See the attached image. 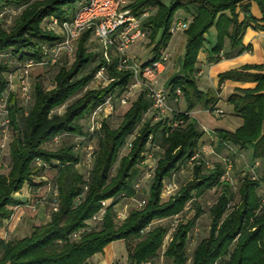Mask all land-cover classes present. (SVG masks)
<instances>
[{"label": "trees", "instance_id": "16d2710c", "mask_svg": "<svg viewBox=\"0 0 264 264\" xmlns=\"http://www.w3.org/2000/svg\"><path fill=\"white\" fill-rule=\"evenodd\" d=\"M80 1L0 0V13L5 7L18 9L9 18L8 26L2 25L7 17H0V92L6 86L4 75L12 67L5 60L37 59L43 46H51L60 39L45 28L47 19L70 17ZM249 1L258 6L262 23L259 28L264 31V0H133L130 6L135 16L145 10L149 12L143 24L149 31L152 55L143 65L158 59L166 48L176 13L183 11L190 15L183 31L181 71L169 77L166 91L170 100L177 89L181 91L184 109L177 103L179 112L172 119H180L182 124L171 129L170 117L154 121L152 113L147 115L151 101L146 91L137 92L116 127L102 121L101 129L94 135L93 160L87 172L77 169L80 156L73 151L74 140L85 133L88 116L106 95L112 92L120 96L132 79L131 71L115 69L112 57L106 71L111 82L99 87L90 85L103 64L99 44L96 43L97 51L90 50L89 42L94 37L90 30L76 38L74 59L68 65L56 67L50 87L37 81L26 109L9 105L13 137L9 142L8 171L0 173V227L17 204L13 194L47 169L37 165V159L56 171L52 184L57 188V210L51 211L47 222L33 225L27 236L0 237V264H86L90 257L116 240L124 241L126 264L152 262L159 257L169 228L161 221L181 215L188 203L195 205V217L177 223L162 254L168 264H264V199L258 195L260 185L264 184V170L255 179L250 173L245 174L237 189L238 198L233 201L229 184L221 180L225 166L218 162L210 169L203 163L199 146L204 132L189 115L196 108L208 110L210 104H216L215 96L201 91L194 77L204 35L214 27L216 38L211 51L215 55L227 44L235 51L222 57L250 50L249 45L242 44L246 28L257 22L250 12ZM239 13L243 15L240 20ZM219 76L221 80L254 82L255 86L236 89L229 95L227 100L233 113L243 123L234 131L216 129L218 146L231 144L242 150L249 145L253 159H264V64L245 63L240 70H229ZM59 108L62 110L57 112ZM55 136H59L58 142L62 144L56 149H46L45 144L52 143ZM149 136L155 164L145 204L118 220L114 205L123 197L135 195L133 184L140 173L138 162L148 150ZM129 138L131 146L127 153L118 157ZM195 154L200 157L192 161ZM189 164L191 177L163 200L165 180ZM214 188L220 193L209 208L208 234L188 255V233L201 213L197 200ZM102 201H108L104 207ZM102 207L101 221L93 222L92 217ZM75 231H80L77 237L72 236Z\"/></svg>", "mask_w": 264, "mask_h": 264}, {"label": "built area", "instance_id": "2783aa9c", "mask_svg": "<svg viewBox=\"0 0 264 264\" xmlns=\"http://www.w3.org/2000/svg\"><path fill=\"white\" fill-rule=\"evenodd\" d=\"M133 0H81L75 11L68 18L60 19L56 16H51L45 22V28L53 33H59L60 39L55 41L51 46H43L38 58H30L25 61L8 62L11 64V69L4 75L6 86L0 92V152L5 148L7 139L11 135V119L9 113V96L13 79H17V84L20 91V98L25 104H29L32 99V85L29 77V70L33 66H52L54 65L62 53L68 56H74V42L76 38L84 31L90 30L93 33L97 43L99 44L100 53L103 58V64L97 69L91 84L92 86H106L111 82L112 78L107 76V68L112 64V57L115 58V69L120 71H131V83L120 96L115 93H108L104 101L97 105L87 119V129L83 135L76 137L74 140L73 151L78 153L80 161L77 165H82L84 168L90 169L93 160V139L94 135L101 129L102 121L108 119L113 113L115 105H127L131 101L132 92L146 91V96L151 101V107L147 115L152 113L154 121L163 120L170 117L169 125L171 129L182 124L180 119H172L178 114L177 103L181 100V91L177 89L171 100L166 92V88L159 87V77L162 75L169 60V53L165 50L161 52L159 58L155 61L143 65L138 62L130 50L140 41L146 38L149 31L143 24V19L149 15L145 10L140 16H135L131 9ZM18 12V9L5 7L0 13L1 16L11 18ZM187 20L174 17L170 25V33L174 34L178 31H184L188 26ZM56 36V35H55ZM137 93V92H136ZM138 94V93H137ZM215 117H222L224 112L216 106L210 104L207 110ZM59 136L53 138V142H58ZM131 140H127L124 147L129 148ZM152 137H148L146 150L140 161L138 162L140 173L134 181V189L138 188L144 178L151 177V170L155 164L152 148ZM150 148V149H149ZM199 154H195L193 159L199 158ZM205 166L209 167L206 159L201 156ZM37 165H43L48 168V165L42 163L39 159L35 161ZM230 165L227 166L229 170ZM87 172V171H86ZM227 171L221 175V180L227 176ZM251 178H256L254 171L250 172ZM48 190L52 193L53 200L51 202V211L57 210V188L52 182L47 183ZM175 185L171 181L165 180L162 193L169 194ZM108 201H102L104 207ZM145 204V200L138 203L139 207ZM92 217L93 222H99L102 219L104 208ZM11 215L6 220L11 219ZM118 220L126 218L124 211L116 213ZM178 223V222H177ZM177 223L172 224L176 227ZM148 227L145 228L147 230ZM80 231H75L72 236L77 237ZM3 239H5L3 237ZM140 264H151L150 261H145Z\"/></svg>", "mask_w": 264, "mask_h": 264}, {"label": "rangeland", "instance_id": "374dc122", "mask_svg": "<svg viewBox=\"0 0 264 264\" xmlns=\"http://www.w3.org/2000/svg\"><path fill=\"white\" fill-rule=\"evenodd\" d=\"M183 11H178L174 17H177L179 14ZM71 16V15H70ZM179 17V16H178ZM10 24V19L6 18V21H2L3 26H8ZM209 33V32H208ZM207 33V34H208ZM56 36H59V33H53ZM178 34H184L183 31H179ZM171 34V38H172ZM175 35V34H174ZM171 40V39H170ZM168 42L165 51L169 53V56L171 58L166 63L168 66H166V69L162 72V75L159 77V87L166 88L167 89V81L169 77L174 74L175 68L178 65L180 52L182 50V45L178 42L180 40V35L175 36V40H171ZM97 41L95 37H91L89 46L91 52L97 51L96 44ZM173 43V44H172ZM178 43V45H177ZM153 45H149V37L146 36L145 39L138 42L133 49L131 48L130 53L135 57V59L138 62H146L151 57V48ZM76 48V41L74 42V49ZM75 53V52H74ZM74 59V56H68L65 53H62L59 56V59L54 64L55 67L49 68L46 66H33L29 70V77L30 82L32 85V91L34 87V83L39 81L43 87H50L53 83V76L56 71V67H59L63 64H70L72 60ZM11 59L8 58L7 62H9ZM0 61H2V56H0ZM170 65V66H169ZM100 85H96L95 87H99ZM138 92V91H136ZM136 92H132L131 94V101L134 100V98L137 96ZM13 98V100H11ZM14 101V102H12ZM9 105L15 104L17 108L26 109L27 104L23 102V100L20 98V91L17 84V79H13V83L11 86L10 96L8 100ZM129 103L127 105H115L113 113L111 116H109L108 119H105L106 122H108L110 127H116L119 122L122 119V115L127 109ZM181 106L184 104L181 102ZM62 108H59L57 112L61 111ZM225 115V113H224ZM223 115V116H224ZM20 117V113L17 115ZM149 116V115H148ZM147 116V117H148ZM146 117V118H147ZM219 123V122H217ZM210 135L206 138V140L203 142L205 146H207V153H201L204 159L207 160L208 166L207 168H213V165L215 163H222L227 171V176H225L224 181L229 184L230 191L233 193V201H236L238 198L237 189L238 186L244 177L245 174H249L251 172V167H248V164L244 162L240 165V153L237 147L235 145L231 144H225L222 147L218 146L217 144V137L214 133H209ZM13 137V131L11 132V135L7 139V144L5 145V148L1 150L0 152V173H7L9 165H10V156H9V142L11 141V138ZM131 140V138H129ZM64 142V141H63ZM62 144V141L60 142H52L45 144L46 149H56ZM128 151V148H121L119 151V156L121 157L122 154H126ZM157 151V150H156ZM153 152V151H152ZM154 159H155V151H154ZM230 165L229 170H227V166ZM117 166V162L114 165V168ZM113 168V169H114ZM77 169L80 171H87L88 168H84L82 165H77ZM114 171V170H113ZM263 169L261 168L255 170L256 178L259 177V175L262 173ZM192 168L190 164L188 166H184L182 169H180L178 172L173 175L172 178H169L168 181H171L174 183L175 188L173 191H171L169 194H163L161 193V198L163 200H166L169 195L173 194L180 185H183L190 177H191ZM56 171L53 168H47L44 169L40 174L32 177L27 183H25L22 187L24 189L22 192H15L14 195H17L18 193L21 195V198L24 199L26 202H28L27 207L23 206V202L21 207L26 211L25 217H19V220L17 218L18 215L13 214L18 210V206H15L12 208L11 211V219L9 221H4V225L0 228V237H4L5 239L10 238H22L24 236H27L30 234L31 228L33 225H39L41 222L45 219V215H50L51 213V192L48 190L47 183L53 182V177L55 176ZM167 180V179H166ZM150 185V178H144L143 182L140 183L139 187L135 189V195L132 197H123L120 199V201L114 205L115 206V212L118 211H124V213L127 214L132 209H140L142 207L138 206V203L142 200H145L146 195L148 193ZM220 193V190L218 188H214L212 190L207 191L204 196L197 200L201 208V213L196 216L194 220V224L192 226L191 231L188 233L189 235V241H188V255L191 253L192 249L196 245V243L207 236L208 230H209V224H210V216H209V208L213 205V203L216 201L218 195ZM264 197V195H262ZM45 211V215H41L40 218L34 217L33 215L38 210ZM196 213V207L192 203H188L185 206V209L183 212L178 215H175L173 217H169L163 221H161L162 224L167 225L168 231L164 237L161 249H160V255L157 259L152 261V264H168V261L165 260L162 256L166 246L170 243L172 239V233L175 230L176 227L172 226V224H175L179 221H186L193 217H195ZM21 216V214H20ZM17 219V224L11 226L12 219ZM38 218V220H36ZM14 226V227H13ZM14 231H17L14 235ZM111 248L114 247L116 249L117 257L114 261H112L111 264H124L125 259L124 255H122V249H125V244L123 240H116ZM123 249V250H124Z\"/></svg>", "mask_w": 264, "mask_h": 264}, {"label": "crops", "instance_id": "0c3cea01", "mask_svg": "<svg viewBox=\"0 0 264 264\" xmlns=\"http://www.w3.org/2000/svg\"><path fill=\"white\" fill-rule=\"evenodd\" d=\"M250 5V12L252 16L257 20V22L254 24L252 23L250 26H248L242 36V44L245 46L249 45L250 50L244 51L241 54H232L230 56H224L226 53L234 52L235 50L230 49L228 44L224 47V49L220 52L219 55H215L211 49L215 43L216 38V32L214 27L210 28L208 30V34L206 33L204 35L205 42L203 45V48L200 49L198 56H197V62H196V72H195V78L197 85L201 91H209L211 95H214L216 98V106L223 110L225 113L222 117H215L212 114H210L206 109L202 108H196L193 111L189 112V115L192 119H195L198 123L200 129L203 130V136L200 139V152L201 153H207V146L203 144V142L206 140V138L210 135L209 133H214L216 129H222L227 131H234L236 128L242 125L243 120L239 116H236L233 113V107L228 102V97L232 92H234L236 89H246V88H253L255 86L254 82H246V81H239V80H231V79H220V74L229 71V70H240V67L246 64H264V31L261 30L259 27L262 25V23L259 21L260 12L258 10V6L253 2L249 1ZM239 10V7L237 8ZM180 19L189 20L190 15L184 12L178 13ZM243 18V15L239 13V20ZM179 32V31H178ZM178 32L174 33L172 35L171 40H175V36L180 35V40L178 41L182 45V50L180 52V57L178 61V65L175 68L174 74H179L181 71V61L183 56V49L185 44V35L184 34H178ZM170 40V41H171ZM173 44V43H172ZM178 45V43H177ZM172 55L169 56V59ZM218 58V59H217ZM166 66H168L166 64ZM170 66V65H169ZM166 69V67H165ZM164 69V70H165ZM170 76V77H171ZM182 101H180L181 103ZM179 103V108L184 109V105L181 106ZM219 122V123H217ZM240 153V165L246 162L248 164V167H251V171L261 168L264 170V159H253L252 157V148L248 145L242 150H239ZM168 179L166 180V182ZM169 182V181H168ZM24 189H21L19 192H22ZM258 195L262 197L264 195V184L262 183L258 189ZM14 200L17 202L15 206H18V210L13 214V216L18 215L17 218L19 220V217H25L26 209H22L20 203H24L23 206L27 207L28 202H26L24 199L21 198V195L18 193L17 195L13 194ZM264 199V197H262ZM13 206V207H15ZM12 207V208H13ZM24 210H26L24 212ZM40 209L34 213V217L40 218L41 215H45L44 209ZM21 214V216H20ZM25 214V215H24ZM14 216V217H15ZM48 214H46L44 217L45 219L41 222V224L47 222L49 220ZM36 218V220H38ZM17 219L13 218L11 221V226L17 224ZM4 225V221H2L1 226ZM14 227V226H13ZM2 228V227H0ZM17 231H14V235ZM115 241L112 243H109L101 253H96L92 257L88 259L86 264H111L112 261H114L117 257L116 249L112 246ZM124 249V248H123ZM122 249V255H124L125 263L127 261V253L126 249ZM152 264V262H151Z\"/></svg>", "mask_w": 264, "mask_h": 264}]
</instances>
